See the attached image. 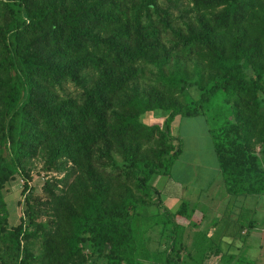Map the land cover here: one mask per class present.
<instances>
[{"label": "trees", "instance_id": "16d2710c", "mask_svg": "<svg viewBox=\"0 0 264 264\" xmlns=\"http://www.w3.org/2000/svg\"><path fill=\"white\" fill-rule=\"evenodd\" d=\"M218 92L227 106L211 110ZM157 110L160 123L142 120ZM200 114L216 121L226 193H264V0H0V264H201L218 252L191 233V198L171 187L170 210L149 182L182 151L173 121Z\"/></svg>", "mask_w": 264, "mask_h": 264}, {"label": "rangeland", "instance_id": "374dc122", "mask_svg": "<svg viewBox=\"0 0 264 264\" xmlns=\"http://www.w3.org/2000/svg\"><path fill=\"white\" fill-rule=\"evenodd\" d=\"M68 87L70 89L73 88V86ZM197 95L198 91L194 88H189L185 92L186 98H195ZM222 96V92H218L212 98L211 110H216L217 108L224 109L227 106ZM204 117L207 119L206 115L202 114L198 116H183L174 120L171 124V132L181 137L182 144L185 148L184 152L179 154V157L174 161L168 173L172 178L186 182L187 186L184 191L186 198L190 196L193 191L196 193L192 194V203H196L195 200H198V202L203 201V203H224L226 197L223 188L224 185L221 175L217 170L215 156L212 152V145L207 131L209 125L213 126L216 121L207 119V123H205ZM141 118L146 122L160 123L162 121L161 110H157L156 112H146ZM39 165L40 160L35 161L31 170L32 181L38 176L37 171ZM192 166H195L194 169ZM166 179L167 174L157 173L151 176L149 182L151 185L161 189L163 182ZM21 182L22 178L20 177L18 178V182L16 177L10 180L8 183L9 189L5 192V199L7 200L9 210L8 220L10 223L16 222L17 217L21 212L20 204L17 203V198H19V183ZM36 185L38 186V183ZM169 187L171 186L169 185ZM199 188H207V190H201L200 196L197 199ZM162 203L170 210H173L178 205L177 203H167L164 199L162 200ZM225 257L226 256L220 257L219 255H217V257L210 256L206 257V259L204 258L205 260H203V262L204 264H224Z\"/></svg>", "mask_w": 264, "mask_h": 264}, {"label": "crops", "instance_id": "0c3cea01", "mask_svg": "<svg viewBox=\"0 0 264 264\" xmlns=\"http://www.w3.org/2000/svg\"><path fill=\"white\" fill-rule=\"evenodd\" d=\"M184 148L185 146L181 153ZM194 167L192 166L193 169ZM169 185L176 188L179 195L186 196V182L167 175L161 188L165 202H178L175 197L178 194L168 192L171 189ZM207 188H199L197 199L201 190ZM192 194L196 193L193 191ZM192 194L189 196L191 200ZM225 195L224 203H203L195 200L194 213L190 219L191 233L202 232L206 238H210V245L213 247L214 241H217L218 252L213 251V248L208 249L206 257L226 256L224 264H264V193L231 196L225 191Z\"/></svg>", "mask_w": 264, "mask_h": 264}]
</instances>
